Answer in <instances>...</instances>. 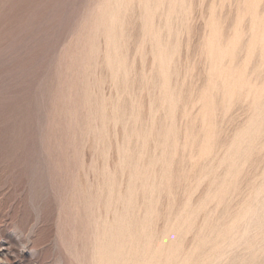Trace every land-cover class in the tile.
Segmentation results:
<instances>
[{
  "label": "rangeland",
  "instance_id": "374dc122",
  "mask_svg": "<svg viewBox=\"0 0 264 264\" xmlns=\"http://www.w3.org/2000/svg\"><path fill=\"white\" fill-rule=\"evenodd\" d=\"M0 264H264V0H0Z\"/></svg>",
  "mask_w": 264,
  "mask_h": 264
},
{
  "label": "bare ground",
  "instance_id": "6f19581e",
  "mask_svg": "<svg viewBox=\"0 0 264 264\" xmlns=\"http://www.w3.org/2000/svg\"><path fill=\"white\" fill-rule=\"evenodd\" d=\"M250 214H251V213H250ZM247 215H248V214H247ZM261 223H262V222H261ZM108 228H109V227H108ZM108 228H107V229H108Z\"/></svg>",
  "mask_w": 264,
  "mask_h": 264
}]
</instances>
